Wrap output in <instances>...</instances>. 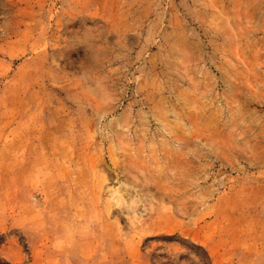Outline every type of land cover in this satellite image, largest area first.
I'll return each mask as SVG.
<instances>
[{"label": "rangeland", "instance_id": "rangeland-1", "mask_svg": "<svg viewBox=\"0 0 264 264\" xmlns=\"http://www.w3.org/2000/svg\"><path fill=\"white\" fill-rule=\"evenodd\" d=\"M0 264H264V0H0Z\"/></svg>", "mask_w": 264, "mask_h": 264}]
</instances>
